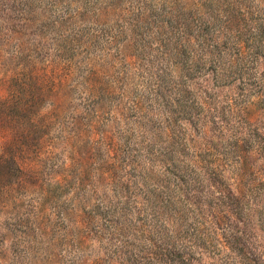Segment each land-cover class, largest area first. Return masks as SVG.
I'll return each mask as SVG.
<instances>
[{
    "label": "clouds",
    "instance_id": "obj_1",
    "mask_svg": "<svg viewBox=\"0 0 264 264\" xmlns=\"http://www.w3.org/2000/svg\"><path fill=\"white\" fill-rule=\"evenodd\" d=\"M0 83V264H264V0H0Z\"/></svg>",
    "mask_w": 264,
    "mask_h": 264
},
{
    "label": "rangeland",
    "instance_id": "obj_2",
    "mask_svg": "<svg viewBox=\"0 0 264 264\" xmlns=\"http://www.w3.org/2000/svg\"><path fill=\"white\" fill-rule=\"evenodd\" d=\"M32 76L35 80L44 83L46 78L40 76L39 70H36L32 73ZM19 87V85H17ZM9 89L0 83V91L7 92ZM44 91H48L47 88ZM52 91H55V87L52 88ZM15 151L12 152V149H5V154L12 152L15 163L18 165V171H22L26 168H30L35 165L36 161L31 159L33 153L31 151L32 144L27 140V137L23 134H19L14 138ZM13 159L5 160L3 155H0V176L3 175L5 171H9L13 168Z\"/></svg>",
    "mask_w": 264,
    "mask_h": 264
}]
</instances>
